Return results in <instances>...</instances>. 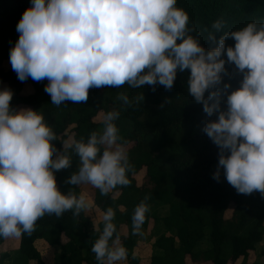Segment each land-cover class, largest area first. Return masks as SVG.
Here are the masks:
<instances>
[{
	"label": "clouds",
	"instance_id": "1",
	"mask_svg": "<svg viewBox=\"0 0 264 264\" xmlns=\"http://www.w3.org/2000/svg\"><path fill=\"white\" fill-rule=\"evenodd\" d=\"M177 0H31L16 26L19 40L10 51L9 62L17 78L48 80L44 91L52 104L86 102L91 88H132L159 84L171 90L178 72L190 70L188 92L203 104L217 121L203 131L220 149L217 171L223 169L228 183L238 193L264 195V23L251 22L239 31L224 32L212 50L190 35L189 15L175 5ZM222 20L212 28L221 32ZM234 39L235 45L226 46ZM226 54L227 59L223 57ZM234 64L243 74L241 86L227 95V110L221 108L222 94L231 84L218 86ZM206 93H208L206 97ZM11 89L0 90V237L31 233L37 220L47 214L75 215L89 207L83 194H62L55 172L71 167L70 158L57 153V139L44 116L32 109L13 110ZM127 104L128 97H119ZM144 99V97H141ZM118 112L105 117L102 134L93 132L85 143L75 144L80 167L66 183L91 184L108 194L117 186L129 185L131 171L124 145L118 144L113 123ZM103 149V151H101ZM230 153V155L228 154ZM148 197H145V201ZM142 201L132 216L133 234H140L149 205ZM115 213L109 207L105 226L92 251L100 264L126 258L119 236L112 240ZM112 240V246L109 241Z\"/></svg>",
	"mask_w": 264,
	"mask_h": 264
},
{
	"label": "trees",
	"instance_id": "2",
	"mask_svg": "<svg viewBox=\"0 0 264 264\" xmlns=\"http://www.w3.org/2000/svg\"><path fill=\"white\" fill-rule=\"evenodd\" d=\"M31 6V0H0V83H7L14 93L11 109L19 111V106H26L38 111L52 127L57 137L52 143L58 150L53 158L61 153L70 158L71 167L55 172L58 189L67 195L66 181L80 167L75 144L86 143L93 132L102 134L105 120H93L99 112L105 117L109 112L119 113L113 123L119 130L118 144L126 147L132 170L127 173V186H117L106 195L94 188L93 205L102 212V219L95 224L98 234L93 233L94 224L83 210L79 215L74 214V209L61 216L45 213L30 234L22 231L16 249L0 251V264H43L33 246L38 238L53 248L52 264H100L92 247L103 233V216L109 207L115 213L112 240L119 236L117 247L126 248L131 264L141 263L133 248L142 235L154 239L148 264H187V259L195 264H233L238 259L240 264H259L248 262L247 257L264 238V195L238 193L228 183L223 169L219 182L213 179L220 149L203 129L207 122L218 120V113L209 117L203 104L189 95L190 70L178 72L171 90L159 84L155 90L151 85L94 87L86 102L54 105L44 91L48 80L36 82L29 77L21 82L9 62L10 51L20 36L16 26ZM175 6L187 12L188 27L193 29L190 35L199 37L206 50L218 46L207 39L210 33L218 41L224 32L239 31L251 22L264 23V0H177ZM218 20L224 22L221 32L212 28ZM234 45V39L226 41V46ZM223 58L227 59L226 54ZM4 61L9 64L7 69L2 65ZM226 69L218 86L223 90L224 84H231L221 97L225 111L227 95L237 90L243 80L234 64H226ZM25 83L31 85L32 92L23 95ZM121 94L128 97L127 104L119 98ZM69 133L72 142L65 145ZM142 170L144 174L137 180ZM71 186L70 191L78 197L81 190ZM142 201L149 205V211L140 234L134 235L132 216ZM155 205L158 210L153 208ZM4 240L0 237V246ZM104 264H108L106 258Z\"/></svg>",
	"mask_w": 264,
	"mask_h": 264
},
{
	"label": "crops",
	"instance_id": "3",
	"mask_svg": "<svg viewBox=\"0 0 264 264\" xmlns=\"http://www.w3.org/2000/svg\"><path fill=\"white\" fill-rule=\"evenodd\" d=\"M83 194L86 198L89 207L84 209L83 212L85 216L94 224L93 233L98 234V228L95 226L98 221L102 219V212H100L94 205L91 198L92 192H86L81 190L78 197ZM154 242L153 238H148V236L143 238H137L136 244L133 248V254L143 260L149 258L152 251V244ZM19 244V236H12L5 238L4 243L0 246V251H7L11 249H16ZM143 245L141 248L140 246ZM33 246L39 252L40 257L43 261V264H52L53 263V248L48 244L44 239L38 238L33 242ZM31 264H36L34 261ZM113 264H131L127 258H124L119 261L113 262ZM148 264V263H140Z\"/></svg>",
	"mask_w": 264,
	"mask_h": 264
},
{
	"label": "rangeland",
	"instance_id": "4",
	"mask_svg": "<svg viewBox=\"0 0 264 264\" xmlns=\"http://www.w3.org/2000/svg\"><path fill=\"white\" fill-rule=\"evenodd\" d=\"M2 65H3V67H4L5 69H7L9 64H8L7 61H4ZM4 89H10V88H9V85H8L7 83H0V90H4ZM30 92H32V87H31V85L28 84V83L23 84V86H22V90H21V93H22L23 95H25V94H28V93H30ZM21 109H29V108L26 107V106H19V110H21ZM93 120H94L95 122H98V123H99V122H102V121L105 120V116L103 115L102 112H99V113L94 117ZM102 132H103V130H102ZM71 142H72V133H69L68 138H67V140H66V142H65V145H69ZM124 147H125V146H124ZM125 149H126V147H125ZM78 169H79V168L76 169V172L78 171ZM76 172H75V173H76ZM143 174H144V171H143V170L140 171V172L136 175L137 180H140ZM68 185H69V187H68V191L70 192L72 186H71V184H68ZM76 186H77L80 190H85L86 192H93V190H94V188H95V187H93L91 184H87V183H85V184H81V185H76ZM153 208L157 209V208H156V205L153 206ZM157 210H158V209H157ZM160 210L162 211L163 209L160 208ZM147 233H148V232H147ZM147 233H146V234H147ZM143 234H145V233H143ZM150 235H151V234H150ZM146 236H148V235H142V236H140L139 238H143V237H146ZM148 238H150V237L148 236ZM140 247L142 248L143 245H141ZM201 247H203L202 243H201ZM151 253H152V251H151ZM240 261H241V259H238V260H237L236 262H234L233 264H240ZM247 261L250 262V263H251V262H255V261H257L259 264H264V238L262 239V241H260V242L256 245L255 252H251V253H249V255H248V257H247ZM141 262H142V263H144V262H145V263H148V258H145V259L141 260ZM187 264H195V263H192V262L189 261V259H187ZM204 264H210V263L206 262V263H204Z\"/></svg>",
	"mask_w": 264,
	"mask_h": 264
}]
</instances>
